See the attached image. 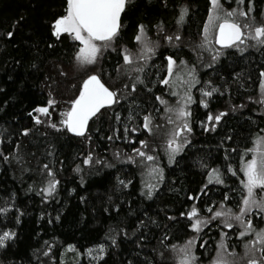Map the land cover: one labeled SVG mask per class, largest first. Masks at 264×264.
Instances as JSON below:
<instances>
[{"label":"trees","instance_id":"1","mask_svg":"<svg viewBox=\"0 0 264 264\" xmlns=\"http://www.w3.org/2000/svg\"><path fill=\"white\" fill-rule=\"evenodd\" d=\"M233 1L223 0L228 5ZM253 3V15L258 19L264 0ZM65 6L66 0H0V152L9 156L4 160L0 155V207L12 205L7 216L0 215V232H16L15 238L0 248V264H172L170 246L183 244L192 236L180 213L194 203L188 196L200 193L208 183L211 168L221 170L225 183L208 184L207 195L195 203L205 209L227 193L228 206L239 205L240 157L264 130V114L252 102L264 72V46L249 47L243 53L235 48L224 49L215 62L208 58L201 61L203 55L197 54L201 53L197 45L209 0H131L122 15L120 45L135 49L132 37L141 23L146 25L152 40L159 41L157 54L143 73L147 88L139 85L135 93L117 105L101 109L102 114L90 120L86 136L80 137L57 131L46 122L36 124V114L29 115L37 106L46 105L51 94L57 101L51 109V119L58 123L59 110L67 108L68 101L79 94L86 78L87 72L76 74L74 70L75 44L68 38L57 41L51 35L50 22L63 14ZM182 6L188 8V14L184 23L178 25ZM157 25L163 26V33L158 32ZM10 31L14 33L11 38L7 36ZM177 32L183 39L180 47H172L163 36ZM168 55L195 66L200 81L195 89L211 81L220 91L210 98L208 109L201 106L193 91V131L189 142L171 164L165 156L157 155L164 178L148 198L144 194L145 183L150 182L147 169L139 160L129 162L127 156L133 154V148L140 147L139 140L143 139L149 141L150 151V138L153 147L156 135L130 131L133 143L123 138L124 127L127 123L131 129L141 122L139 117L127 121L130 110L143 113L159 108L157 119L162 113V105L155 97H169L170 93L157 82V73L161 77L167 74L164 57ZM118 63H122V58L110 49L95 68L106 83L123 90L128 78L118 75ZM222 111L227 115L215 130L205 131L201 121H206L209 112ZM116 113L121 115L120 122L115 119ZM25 128L30 129L27 136L22 135ZM110 136L112 140L108 139ZM90 152L92 163L85 165L84 158ZM44 164L53 169L59 181L56 192L48 199L40 194L48 179L42 170ZM229 164L237 175L228 172ZM77 166L79 172L75 171ZM121 180L131 183L125 187L119 183ZM262 221L255 218L256 226L260 227ZM228 233L229 244L240 251L243 241H238L232 230ZM165 235L168 240L162 244ZM113 236L116 244L109 238ZM218 237L216 227L204 230L196 248L200 261L211 255ZM201 241H207L206 249L198 247ZM101 243L105 245L103 258L93 262L85 252ZM49 245L51 251L44 255ZM69 245L73 248L69 249Z\"/></svg>","mask_w":264,"mask_h":264},{"label":"snow or ice","instance_id":"2","mask_svg":"<svg viewBox=\"0 0 264 264\" xmlns=\"http://www.w3.org/2000/svg\"><path fill=\"white\" fill-rule=\"evenodd\" d=\"M237 7L226 10L221 0H209L207 19L204 22L202 40L197 46L199 49L207 50L213 53L212 61L215 62L224 54V49L235 48L241 53L249 47L264 46V23H258L253 15V0H235ZM131 0H66L63 14L56 16L50 22L51 35L57 41L63 38L70 39L76 46L74 60L80 68L87 69L86 78L78 89V95L68 101V107L60 112L61 119L58 123L51 119L52 109L57 101L50 98L46 105L37 106L33 109V119L36 124L47 123L49 127L61 131L65 130L76 136L85 137L89 129V122L101 113V109H108L117 105L125 96L135 93L139 85L147 84L143 78V73L149 67V61L157 54L159 41H153L149 36L148 29L145 24L137 25V30L132 37L135 42V50L127 44L120 45V39L124 24L122 15L126 12ZM188 14V8L182 6L176 23L182 25ZM158 32L163 33L162 25H157ZM13 32H8L7 36L11 38ZM212 39H209V37ZM163 39L172 47H180L183 37L179 32L168 35L164 34ZM78 42V43H77ZM251 42V43H250ZM219 45L220 47H214ZM52 45H49L51 47ZM111 49L118 52L122 58V63H118L116 71L119 76H126L128 82L123 83V90L109 85L103 79L100 71H91L88 66H94L104 55L105 51ZM195 50V49H194ZM200 55V53H197ZM166 60V75L163 77L157 73V82L164 85L172 96L177 97L176 103L173 105L163 95H157L155 99L163 106V115L161 119L165 121V125L156 123L157 114L160 109L143 113H134L129 111L127 121H140L129 129L125 123L124 139L129 142H135V139L129 136V132L139 133L142 130L150 136L155 135L156 131L162 126H171L167 139L165 141V151L168 155V161L171 164L176 155L184 150V146L189 142L188 135L192 133L191 126L192 112L190 105L194 102L192 89L200 83L196 68L194 65L189 66L186 60L177 61L173 55L164 57ZM211 66V65H209ZM65 74L66 73H62ZM264 77V72H261ZM261 88L264 89V79L261 80ZM148 91H151L149 88ZM220 89L212 85L211 81L207 82L205 87L200 88L201 99L199 103L205 109L209 107V100L214 93ZM264 102V101H261ZM227 115L226 112L207 114L206 121H201V125L205 131H214L216 125L221 121L222 117ZM48 118L46 121L41 117ZM117 122L121 121V115L115 114ZM30 129L25 128L22 135L27 136ZM89 140L91 137H87ZM116 138H120L117 136ZM112 140L113 137H108ZM139 148H133L134 155H128L127 160L131 163H139L145 165L147 175L150 180L155 183H145L147 192L144 193L148 198L153 196L154 190L158 184L163 181V168L157 164V156L152 154L155 151H149V141L147 139L139 140ZM19 149V145H17ZM235 151V149L233 150ZM251 153V159L246 160L245 155ZM3 155L4 160H8L9 156ZM119 157V152L116 153ZM19 160L20 157H17ZM241 166L239 171L243 173L241 184V201L238 205V211L229 207L227 201L229 196L227 193L219 202L213 201L207 204L205 209H201L198 203L201 196H206L208 184H224L223 173L219 168H211L208 171V183H206L198 194L188 196L189 200L194 201L192 206L180 213L181 217L187 220V227L195 234L187 239L183 244H172L170 251L174 254L176 264H200L199 257L196 255V241L202 238L204 229L212 226L215 222L216 227L220 229V239L216 244V255L210 264H264V227H257L253 217H259L264 220V135L257 136L252 148L245 149V153L241 155ZM83 163L90 165L92 163V153L90 152ZM96 163H100L99 160ZM207 167V165H202ZM44 172L47 173V181L44 187L40 189V194L45 199L50 198L57 190L59 181L56 179L55 172L48 164L43 165ZM75 171L79 172L80 167L77 166ZM228 172L233 176L237 175V170L229 164ZM120 184L127 187L131 181L127 183L123 180ZM12 205L0 207V215L7 216ZM206 211L207 215H204ZM22 214V213H21ZM59 219V216L56 217ZM175 220L176 217H169ZM51 222V221H50ZM19 223V217H17ZM224 229H230L236 236L238 241H243L244 253L240 255L236 252L235 246L230 245L229 233ZM16 232L5 230L0 232V248L6 246V242L15 238ZM112 244H116V238L109 237ZM168 240L165 235L161 243ZM45 244H48L46 241ZM69 249L73 246L69 245ZM201 249L207 248V241L198 245ZM51 251V245L44 255H48ZM105 245L103 243L96 245L94 249H88V255L92 256L93 252H97L98 257L103 258Z\"/></svg>","mask_w":264,"mask_h":264},{"label":"rangeland","instance_id":"3","mask_svg":"<svg viewBox=\"0 0 264 264\" xmlns=\"http://www.w3.org/2000/svg\"><path fill=\"white\" fill-rule=\"evenodd\" d=\"M224 1H226V2H231V0H224ZM221 3L223 4V6H224V8L226 9V10H230V9H232V8H236L237 7V4H236V2H235V0L232 2L233 4H231V5H228L227 3H224L223 2V0H221ZM256 19V18H255ZM256 21L258 22V23H264V8H263V10L260 12V16H259V18L258 19H256ZM202 32H203V30H202ZM209 39H212V37L210 36L209 37ZM201 40H202V36H201V38H200V41H199V43H198V45L200 44V42H201ZM154 41V40H153ZM251 43V42H250ZM197 45V46H198ZM214 47H217L216 45H214ZM218 48V47H217ZM108 50H110V49H108ZM135 50V49H134ZM200 51H201V55H203V57H202V60L201 61H204V59L205 58H208V59H210V61H212V55H213V53L212 52H210V51H207V50H203V49H200ZM199 57V56H198ZM213 62V61H212ZM75 68H74V70H75V73L76 74H78V73H80V72H87V69H84V68H80V67H78L77 66V64H76V61H75ZM96 66H97V64H96ZM88 69H90L91 71H96V69L97 68H95V65L94 66H88ZM70 73H72V70L70 71ZM262 79H264V77H261V79H260V83H259V87H258V92H257V95L255 96V98H254V100L252 101L255 105H257L258 107H259V110L261 111V113H263L264 114V102H261V101H264V89H262L261 88V80ZM203 87V85L200 87V88H202ZM200 88H198V89H195V88H193L192 89V96H193V100L195 101V96L193 95V91L194 92H196L197 94H198V97H199V99H201L202 97H201V93H200ZM168 91V90H167ZM168 93H170L169 91H168ZM165 99H167V100H169V102L171 103V104H175L176 103V100H177V97H175V96H172L171 94H170V96L169 97H165ZM191 106H192V104L189 106L190 108H191ZM64 109H66V108H64ZM64 109H62V110H59V115H60V112L61 111H63ZM50 111H51V109H50ZM163 115V106H162V113L159 115V117H158V119H156V123L158 124V125H165V121L164 120H162L161 119V116ZM61 117V116H60ZM170 128H171V126H162V127H160L159 128V130H157L156 131V133H155V135H156V137H155V139H154V144H153V147H152V140H153V138L151 139L150 138V151H152L153 149H155V151L154 152H152V154H154V155H161V156H165L166 157V159H168V155H167V152L165 151V141H166V139H167V135H168V132H169V130H170ZM260 135H264V130L261 132V133H259L257 136H260ZM152 136H154V135H151L150 137H152ZM256 136V137H257ZM255 137V138H256ZM188 140H189V135H188ZM254 141H255V139H254ZM254 141H253V144H252V146L250 147V148H252L253 147V145H254ZM132 155H134V153L132 154ZM251 156H252V154L251 153H248L247 155H246V160H248V159H251ZM126 158V157H125ZM139 160V159H138ZM158 156H157V164H159V166H160V163L158 162ZM240 179L239 180H241L242 178H243V173L242 172H240ZM150 179V178H149ZM150 182H152V183H154V180H150ZM258 191V195H264V193H259V190H257ZM240 201H241V199H240ZM239 204H240V202H239ZM233 210H235V211H238V207L237 208H233ZM204 215H207V213H204ZM255 218L256 219H258V217H253V219H254V221H255ZM219 223V221H217V222H215L212 226H210V227H216V224H218ZM263 223H264V220H263ZM260 227H264V224L262 225V226H260ZM218 230H219V233H220V229L218 228V227H216ZM206 229V228H205ZM204 229V230H205ZM228 230H230V229H224V231H226V232H228ZM193 235H195L193 232H192V236ZM220 239V237H218V239L216 240V242H215V247H214V249H213V252L211 253V255L210 256H208L206 259L207 260H204V261H200V264H210V262H211V260L213 259V257L216 255V251H215V248H216V244H217V241ZM198 241H200V238L199 239H197V241H196V244H198ZM202 242V241H201ZM204 242V241H203ZM202 242V243H203ZM95 247H93V248H91V249H94ZM195 252H196V249H195ZM237 253H239L240 255H243V253H244V248H243V246H242V249L240 250V251H236ZM85 255H86V257L87 258H89L90 260H92L93 262H96L97 260H99V258H96V259H94L93 257H98V253L97 252H93V254H92V256H89L88 255V250L85 252ZM171 255H172V264H176V259H175V256H174V254L171 252ZM197 255V254H196ZM199 260H200V258H199Z\"/></svg>","mask_w":264,"mask_h":264},{"label":"flooded vegetation","instance_id":"4","mask_svg":"<svg viewBox=\"0 0 264 264\" xmlns=\"http://www.w3.org/2000/svg\"><path fill=\"white\" fill-rule=\"evenodd\" d=\"M259 224H260V226H262L264 223H263V221H262V222H261V223H259ZM259 224H258V225H259Z\"/></svg>","mask_w":264,"mask_h":264},{"label":"water","instance_id":"5","mask_svg":"<svg viewBox=\"0 0 264 264\" xmlns=\"http://www.w3.org/2000/svg\"><path fill=\"white\" fill-rule=\"evenodd\" d=\"M217 47H220L219 45H216Z\"/></svg>","mask_w":264,"mask_h":264}]
</instances>
